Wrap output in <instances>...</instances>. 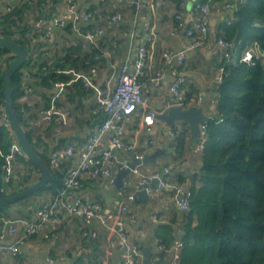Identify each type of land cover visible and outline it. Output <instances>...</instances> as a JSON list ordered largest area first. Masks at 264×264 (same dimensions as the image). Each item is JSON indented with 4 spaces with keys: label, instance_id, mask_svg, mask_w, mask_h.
Segmentation results:
<instances>
[{
    "label": "crops",
    "instance_id": "crops-1",
    "mask_svg": "<svg viewBox=\"0 0 264 264\" xmlns=\"http://www.w3.org/2000/svg\"><path fill=\"white\" fill-rule=\"evenodd\" d=\"M134 1L77 0L78 10L92 16L87 26L79 24L81 33L100 31L99 37L92 42L87 41L78 32L77 26L68 25L64 29L53 27L49 32L45 30V23L61 12L63 0H20V4L16 6L29 7L22 16L20 27L23 29L20 31L31 40L34 57L31 64L36 66V73L40 70V76L52 72L57 63L63 64L71 50L77 49L82 56L90 57L96 51L92 62L88 63L89 67L97 71L93 88L85 87L82 81L76 78L78 74L88 71H63L65 76L70 77L66 83L58 82L65 85L64 91H59L54 84L49 89L40 87L38 84L41 79L34 76V69L31 72H22L26 95L18 102L25 125L32 130L33 142L38 152L46 155L49 160L55 150L63 149L69 144L81 147L87 142L88 133L105 118L96 103L99 90L105 89L108 79L125 62H132L142 44L148 51L146 74L140 79L143 84V101L159 114L170 109L169 105L174 99L170 87L177 79L173 74L175 63H167L161 53L167 51L176 54L188 46L189 39L185 36V30L194 25V15L192 14L190 19L186 9L189 0H183V9L180 11L176 10L172 0H139L137 9L133 7ZM230 2L234 3L236 0H214L208 38L201 47L187 53L186 66L182 73V91L186 99L189 95L188 102H193L197 97H201L199 108L204 109L207 117L215 115L217 80L220 67H224L222 62H225L217 40L230 16L225 10L226 3ZM12 4L13 0H0V15H4V7ZM177 12H181L180 17L184 23L182 28L174 25ZM116 15L120 16V20L112 21ZM14 32L16 38L21 37L18 29ZM249 50L255 55L261 52L256 46L245 51ZM76 55L72 57L75 58ZM0 64L4 67L3 58L0 59ZM156 78L160 79L159 85L153 86L150 80ZM3 112L5 113L4 106L0 104V126L4 123ZM44 112L49 113L50 122L42 121ZM58 112L66 116L65 126L61 125ZM121 126L123 146L114 153L115 179L118 173L124 170L121 163H132L133 158L147 157L156 150H163L165 154L160 155L154 162L137 166L135 171L123 180V186L120 188L115 184L110 185L104 178H85L79 194L87 205L100 206L101 213L107 218L110 226L119 218L124 220L129 244L139 248L140 257L136 264H143L145 248L151 251L152 264H169L174 251L166 252L161 243L164 242L163 239H172L171 245L166 249L174 248V242L181 237V219L184 214L175 207L171 189L160 190L158 187L149 193L146 192V200L136 202L134 195L138 189L139 176L160 175L163 172L164 180L170 185H182L180 182L185 178V185L190 187V177L200 170L202 153L197 150V141L193 140L191 129L184 121L168 126L156 119L153 126L148 128L142 121V112L139 111L122 119ZM183 130L185 146L180 154L176 152V139L170 136V132L179 135V131ZM111 136L112 133L107 132L102 148L109 144ZM11 151L12 155L7 157L5 163L8 182L3 187L8 195L14 189H21L20 184L26 176L29 178L26 186L40 177L37 169L21 152L16 139ZM16 156L26 160L19 162ZM74 162H64V175ZM11 180V186H7ZM54 195L53 190L45 188L0 211L5 217L29 219ZM129 195H133L132 201L127 199ZM122 207L126 210L119 213ZM130 216L133 221L129 219ZM20 235L18 233V236ZM18 236L4 238L0 245L9 246ZM20 247L19 257L0 250V264H122L123 254L118 239L111 230L98 221L87 225L82 219L66 213L60 215L58 223L44 224L38 234L27 237Z\"/></svg>",
    "mask_w": 264,
    "mask_h": 264
},
{
    "label": "trees",
    "instance_id": "trees-1",
    "mask_svg": "<svg viewBox=\"0 0 264 264\" xmlns=\"http://www.w3.org/2000/svg\"><path fill=\"white\" fill-rule=\"evenodd\" d=\"M176 10L183 9V0H172ZM201 3L207 0H199ZM29 7L19 5L11 12L0 15V35L15 41L29 51L25 65L12 77L14 93L13 108L34 151L42 162L51 169L52 180L46 190L57 193L63 186L64 167L51 168L50 160L39 153L33 142L32 130L25 125L18 100L26 95L23 71H35L31 40L20 31L22 16ZM175 14V27H178ZM21 32L16 38L15 30ZM25 29V28H24ZM220 38L238 47L240 55L249 47L264 50V0H245L235 13L231 23L223 25ZM76 55L75 58L72 55ZM90 57L71 50L63 64L57 63L52 72L40 76L38 85L49 89L54 83L70 80L63 71L68 69L83 72L92 67ZM8 55L6 58L4 56ZM0 101L4 98L5 73L13 61L12 52L0 47ZM89 63V64H88ZM224 73L218 84L215 115L207 117L206 141L201 153V167L190 177V187L185 178L180 184L190 191V210L182 216V245L178 249V264H264V58H253L252 64L222 62ZM59 71V72H58ZM190 99V96H187ZM186 99V102H188ZM14 134L0 126V169L2 186L7 174L6 159L12 155ZM176 152H183L185 131H179ZM19 162L26 160L17 157ZM28 159V158H27ZM35 169L36 167L27 160ZM26 176L20 184L26 187ZM11 181L7 186H11ZM44 188V189H45ZM20 189V190H21ZM43 189V190H44ZM14 189L10 194L20 191ZM42 191V190H41ZM6 207H0V210ZM223 213V216L221 214ZM165 248L171 240L163 239Z\"/></svg>",
    "mask_w": 264,
    "mask_h": 264
},
{
    "label": "built area",
    "instance_id": "built-area-1",
    "mask_svg": "<svg viewBox=\"0 0 264 264\" xmlns=\"http://www.w3.org/2000/svg\"><path fill=\"white\" fill-rule=\"evenodd\" d=\"M76 1L77 0H63L61 12L45 23V30L49 32L53 27L64 29L68 25H72L73 27L77 26L78 32L81 33L79 24L87 26L92 20V16L90 13L80 12L77 8ZM117 1L123 2L124 0ZM244 1L245 0H236L234 3H226L225 10L230 14L227 20L228 24L234 19L235 13ZM213 3L214 0H207L205 3H201L198 0L193 5L192 14L194 15V25L185 30V36L189 39L188 46L176 54L167 51L161 53V56L167 63H175L173 74L177 76V79L170 87V92L174 97L173 102L169 105L170 108L178 106L185 110L189 108H199L201 105V97H197L193 102H186L185 93L182 91V86L184 84L182 73L186 66L187 53L201 47L208 38ZM18 4H20V0H13V4L4 7L2 12L4 14L11 12ZM176 18L178 20V28L184 27L181 17L177 16ZM118 20H120L119 15L112 18V21ZM82 35L87 41L92 42L96 37H99L100 31L94 33L86 32ZM217 46L222 52V59H224L226 63L232 64L233 53H238V47L232 43L225 42L223 38H218ZM147 56L148 51L146 46L144 44L140 45L132 62H125L122 67L108 79L105 89L99 90L96 103L102 109L105 118L100 125L96 126L88 133L87 142L81 147L69 144L65 148L55 150L51 153V168L58 169L61 164L68 160L75 161L63 179L62 188L57 191L53 198L42 204L29 219L5 217L0 211V241L7 237L18 236V233L21 234L13 244L9 246L0 245V250L8 252L14 257L21 256L20 246L27 237L38 234L40 228L48 222L58 223L60 221V215L66 213L82 219L87 225L92 224L94 221H98L101 225L111 230L117 237L119 248L123 254L122 264H136L137 259L140 257L139 248L129 244L125 233L124 220L119 218L114 222L113 226H110L107 218L101 213L100 206L98 204L91 206L87 205L79 193L83 187L85 178L91 180L104 178L110 185L115 184L114 162L116 160L114 153L123 146L122 119L133 116L141 111L142 121L145 126L149 128L153 126L156 117L159 115V113L152 110L142 98L143 84L140 82V79L146 74ZM253 58H264V50L256 55L253 54L251 50L245 51V53L239 57L238 62L251 65ZM223 73L224 67H220L219 78L217 80L218 84L222 82ZM96 75L97 71L92 68L87 73L78 74L76 78L77 80H81L85 87L93 88ZM159 80L158 78L151 79L150 83H152L153 86H158ZM54 86L58 88L59 91L65 90V85L62 83H54ZM2 115L4 117V127L12 132L6 113L3 112ZM58 115L61 118V125L65 126L67 124L66 116L59 112ZM50 120L51 117L49 113L44 112V119L42 121L50 122ZM206 129V122L199 125V136L197 140L198 151L202 150L203 144L206 141ZM107 132H111L112 136L109 140V144L102 148L101 146ZM170 136L175 139L179 138V135L173 132H170ZM137 159H142V157H138ZM121 165L123 169H126V164L121 163ZM4 168L7 171V165H5ZM139 178L138 186H141L149 184L152 180L158 179L159 175H140ZM3 181L5 183L8 182L7 175L3 177ZM158 187L160 190L171 189L175 207L179 212L185 214L190 210L189 199L191 194L187 187L183 185H170L164 179L159 181ZM146 192L149 193L150 190L147 189ZM127 199L132 201L133 195L127 196ZM125 210L126 208L122 207L119 213ZM129 219L133 221L132 216H130ZM181 245L180 239H177L174 242L173 249L162 247L166 252L174 251L169 264H178V249Z\"/></svg>",
    "mask_w": 264,
    "mask_h": 264
},
{
    "label": "water",
    "instance_id": "water-1",
    "mask_svg": "<svg viewBox=\"0 0 264 264\" xmlns=\"http://www.w3.org/2000/svg\"><path fill=\"white\" fill-rule=\"evenodd\" d=\"M198 0H189L186 9L189 12L190 19L192 18V8L195 2ZM139 0H135L133 7L137 9ZM0 47L8 49L12 52L13 61L5 73V89L4 98L0 101V104L4 106L7 120L11 126L14 137L19 144L20 150L25 157H27L31 163L36 167L38 173L40 174L39 179L26 186L24 189L16 192L15 194H7L4 191L1 180V169H0V207H8L14 205L19 201L26 199L48 186L52 180V171L48 168L39 156L34 151L30 141L27 139L26 134L18 120L16 111L13 108L12 96L14 93V85L12 82V77L19 71L26 63L29 57V51L13 40L7 39L0 35ZM156 119L164 122L168 126H172L176 122L184 121L186 122L192 132L193 140L196 142L199 136V125L207 121V116L205 115L204 109L202 108H189L182 109L178 106L171 107L167 111L160 113ZM165 154L163 150H156L152 154L142 159L133 158L132 163H125L126 169L118 173L115 179V185L120 188L123 186V180L128 177L132 171H135L136 167L139 165H147L148 163L154 162L160 155ZM132 155V154H131ZM165 174L161 172L158 179L152 180L149 184H144L138 186L137 192L134 195V200L136 202L146 200L148 195L146 190L158 189L159 181L163 180ZM223 216V213L221 214ZM151 251L149 249H143L144 261L143 264H152L150 262Z\"/></svg>",
    "mask_w": 264,
    "mask_h": 264
},
{
    "label": "rangeland",
    "instance_id": "rangeland-1",
    "mask_svg": "<svg viewBox=\"0 0 264 264\" xmlns=\"http://www.w3.org/2000/svg\"><path fill=\"white\" fill-rule=\"evenodd\" d=\"M239 59V55L237 53H233V62L236 63Z\"/></svg>",
    "mask_w": 264,
    "mask_h": 264
}]
</instances>
